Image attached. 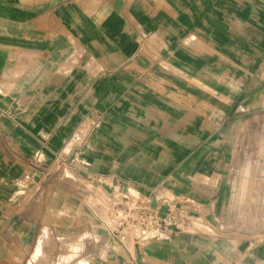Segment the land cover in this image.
<instances>
[{"label": "crops", "instance_id": "1", "mask_svg": "<svg viewBox=\"0 0 264 264\" xmlns=\"http://www.w3.org/2000/svg\"><path fill=\"white\" fill-rule=\"evenodd\" d=\"M116 186L212 233L129 253ZM0 264H264V0H0Z\"/></svg>", "mask_w": 264, "mask_h": 264}, {"label": "built area", "instance_id": "2", "mask_svg": "<svg viewBox=\"0 0 264 264\" xmlns=\"http://www.w3.org/2000/svg\"><path fill=\"white\" fill-rule=\"evenodd\" d=\"M95 206L92 212L101 227L129 253L138 245L180 234L212 233L195 215L197 206L185 196L155 198L116 186Z\"/></svg>", "mask_w": 264, "mask_h": 264}, {"label": "rangeland", "instance_id": "3", "mask_svg": "<svg viewBox=\"0 0 264 264\" xmlns=\"http://www.w3.org/2000/svg\"><path fill=\"white\" fill-rule=\"evenodd\" d=\"M43 259H40V261H42Z\"/></svg>", "mask_w": 264, "mask_h": 264}, {"label": "bare ground", "instance_id": "4", "mask_svg": "<svg viewBox=\"0 0 264 264\" xmlns=\"http://www.w3.org/2000/svg\"><path fill=\"white\" fill-rule=\"evenodd\" d=\"M144 245V244H143Z\"/></svg>", "mask_w": 264, "mask_h": 264}]
</instances>
